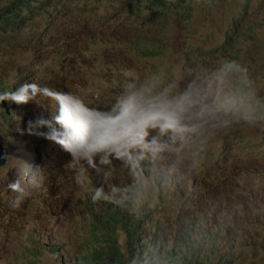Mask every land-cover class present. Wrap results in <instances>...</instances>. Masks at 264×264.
Wrapping results in <instances>:
<instances>
[{"label":"rangeland","instance_id":"rangeland-1","mask_svg":"<svg viewBox=\"0 0 264 264\" xmlns=\"http://www.w3.org/2000/svg\"><path fill=\"white\" fill-rule=\"evenodd\" d=\"M147 3L148 0H67L64 5L52 0L35 3L41 8L36 11L37 7L31 6L36 13L30 20H40L39 32L43 28L53 31L57 36L54 40L57 48L50 51L48 47L46 52L39 50L33 57L27 41L13 40L14 35L19 37L17 31H1L0 28V92L32 70L28 67L30 64L39 65L43 56L49 54L65 52L69 58L77 55L79 62L68 66L72 77L81 75L84 68L107 69L109 73L114 69L124 73L121 67H127L128 81L133 86L130 92L137 95V99L128 102L135 107V121H139V114L145 124L151 114L170 118L172 113L164 112L165 107L172 104V100H168L176 95L180 98L185 90L196 95L175 100L177 110L182 105L188 108L192 100L208 103L209 128L198 126V134L183 152L184 159L192 163L180 170L175 184L162 189L159 183L162 162L159 166L150 163L146 170L133 160L118 158L113 153V162L122 161L123 167L116 164L95 172L63 161L47 186V164L44 156L37 154L35 139L21 132L14 134V130L16 126L25 127L29 120L40 115H48L47 111L52 110L51 102L41 100L25 110L14 111L7 130L1 126L4 120L0 114V135L9 150L6 164L0 168V195H4L5 186L16 179L24 161L40 167L45 189V196L41 195L42 186L29 196L19 224L0 226V264H21L31 254H36L37 264H89L94 254L86 239L90 217L100 219L118 207L139 218L143 226L138 238L139 251L150 264H180L190 243L194 246L196 263L203 258L207 264L217 261L229 264L224 260V247L232 243L239 248L236 264H264V0H211L210 3L209 0L207 3L204 0H174L173 4L178 5L175 9H166L164 14L154 12L146 21L151 12L142 9V5ZM184 10L187 18H183ZM80 15L97 27L82 28L78 24ZM232 16L245 26L252 22L257 25L256 38L243 50L239 49L242 40L235 36L240 35L245 26L237 23L228 32ZM155 35H159L157 41L163 45L161 55L142 59L127 51L130 38L136 42L135 37L149 40ZM227 35L232 36V54L240 57L238 64L231 63L229 56L222 54V38ZM63 36L66 40L60 41ZM8 37L11 43L2 45ZM70 40L72 48L68 47ZM179 41L190 49L182 56H179ZM84 47H94L96 53L88 59L90 55L76 52ZM188 55L189 63L177 70L180 61ZM146 61L150 67L139 72ZM167 64L170 67L160 74L159 68ZM189 65L191 76L184 84L193 80L195 85L166 94L169 90L166 85L171 81L172 88ZM53 68L55 64L48 61L41 67L42 71ZM142 74L146 75L134 84ZM121 75L119 73L116 78ZM32 76L47 86L42 75L35 71L26 74V78ZM156 81L164 85L158 88L162 92L149 90L142 95L143 88ZM218 82L214 92L213 86ZM60 83L49 88L58 90L63 85ZM91 90L94 96L86 100L99 106L109 104V99L101 95L107 90L104 84ZM128 93L126 90L124 95ZM144 97L148 98L145 104ZM212 98L215 105L209 104ZM113 103L111 100L110 104ZM148 105L155 111L146 112L142 106ZM5 112L12 111L7 108ZM124 116L129 119L131 110L127 109ZM195 117L193 114L187 120ZM219 126L225 127L224 130L220 131ZM130 131L124 118L115 124L112 113L108 112L101 117L94 135L116 144L128 139ZM141 132L147 136L151 134L147 126H142ZM189 135L193 137L190 132ZM166 158L164 155L163 160ZM196 163L203 164L204 170H197ZM98 187L117 204L100 201L89 211L87 204ZM34 197L38 198L35 202ZM7 207L8 211L13 209L10 202ZM4 218L5 214L0 216V220ZM37 230L41 234L35 239L32 233ZM117 239L122 241L123 236L119 234ZM216 248L219 249L209 259L208 253ZM64 251L70 255L69 262L63 256ZM97 264L106 263L99 261Z\"/></svg>","mask_w":264,"mask_h":264},{"label":"clouds","instance_id":"clouds-1","mask_svg":"<svg viewBox=\"0 0 264 264\" xmlns=\"http://www.w3.org/2000/svg\"><path fill=\"white\" fill-rule=\"evenodd\" d=\"M38 1L42 2L44 0ZM66 1L60 0L63 5ZM45 98H49L53 102L55 109L49 112L41 107L48 112L46 118L40 115L34 120H29L25 127L16 126L14 134H20L21 132L35 139L38 146L37 154L39 157L43 155L44 162L47 164V185L57 174L55 167L48 158L50 154L55 152L64 154L68 158L65 161H71L73 165L83 166L88 171L98 172L110 167L113 163V157L109 151L113 152L118 158H124L128 161L133 160L138 165L130 150L155 151L160 147L155 138L151 142L138 138L124 139L116 144L100 141L94 135L96 116H99L100 112L94 106H86L78 96L44 86L39 80L37 83L29 81L12 85L0 92V114L4 120L1 125L2 128L7 130L8 126L11 125L10 117L14 115V111L25 110L27 103H34L36 100ZM135 99H137V95L130 92L120 97L116 103L117 106H127L130 100ZM142 107L149 113L155 111L151 105ZM7 108H10L12 112H5ZM151 127H158L161 132L171 130L178 133L182 131L172 119L162 116H159ZM0 138L2 147L8 152L9 156V150L3 136L0 135ZM8 156L7 154L4 156V162L0 165V168L5 166ZM139 163L144 165V167L138 165L139 167L147 170L152 161L149 157L144 156ZM43 180L44 176L40 171V167H33L32 164L24 161V166L18 170L16 179L6 185L4 195H0V216L5 214V218L0 220V226L20 223L22 214L27 209L29 196L38 191L41 186V195L45 196V189L42 185ZM37 200L38 198L34 197L33 201ZM100 201L117 204L116 201L109 199V195L104 193L102 187H98L93 191L91 201L87 204V206L91 204L92 208L87 209L93 211V204ZM9 202L10 207L13 209L8 211ZM118 209L125 210V208L118 207L112 212L102 215L100 219L94 216L90 217V229L86 239L89 242V248L94 250V254L93 260H89V264H97L99 261L106 264H150V261L139 251L138 238L143 230L139 218L126 211L112 216L116 214ZM16 226L19 227L20 225ZM40 234L41 232L37 230L32 233V236L37 239L36 235ZM119 234L123 236L122 241L117 239ZM218 249H212L207 255L208 258L211 259ZM224 250V260H227L229 264H236L239 257V248L229 243L224 247ZM36 257V254H31L21 264H37L35 262ZM106 259H110V261L106 262ZM180 264H207V262L202 258L196 263L194 246L190 243L187 252L182 255ZM215 264L225 263L217 261Z\"/></svg>","mask_w":264,"mask_h":264},{"label":"bare ground","instance_id":"bare-ground-1","mask_svg":"<svg viewBox=\"0 0 264 264\" xmlns=\"http://www.w3.org/2000/svg\"><path fill=\"white\" fill-rule=\"evenodd\" d=\"M162 1H165V0H162ZM204 2L207 3V0H204ZM142 9H145V7H143ZM147 10H149V9H145V11H147ZM154 12H157L158 14H164L165 10L162 8H156L153 12H151V14L148 16L146 21H148V19L154 15ZM22 14H24V12H22ZM31 16H32V13L29 12L25 19L22 18V20H19V21H23V23H24V27H22V28H19L16 26L18 21L14 22V23L11 22L10 24L3 27L5 14H2V17L0 20V28H1V31H6V29H7V31H10V32H16L17 31L19 33V37L17 38L16 35H14L13 40L27 41V43L29 44V47H30L29 49L33 53V57H35L39 53V50H43L44 52H46L48 49V44L44 42L42 35L39 33L40 20L39 21H36L34 19L30 20ZM184 16H185V18H187L185 10L183 13V18H184ZM81 17H82V15H80L78 17V19H81ZM237 23L245 26L239 19L232 16V20L229 22V26L227 27L228 32L231 31L233 26ZM36 24H37V26H36ZM56 26L58 28L59 24H57ZM81 27L82 28H89L90 27L92 29H95L97 27V25L90 23V22H87V19H85L83 24L81 25ZM50 28H52V25L50 26ZM33 29H36V31L32 32ZM34 34L36 36H34ZM158 37H159V35H155V36L151 37L149 40H147L146 47H147V49H150L149 55L152 52L157 51V50L152 49L151 47H152V45H156L155 42L158 40ZM230 37H232V36H230ZM204 38H207V37L205 36ZM178 45L181 48L179 56L184 55L186 52H188L190 50L188 48V46L182 41H179ZM87 49H89V52H87L85 54H81V55H83V56L91 55L92 54L91 48L89 47ZM65 57L66 58L64 59L59 54H56L53 56L50 54L47 55L44 62H42L40 67L37 68L36 74L42 75L44 77L46 84H47V87H50V85L55 84L58 81L63 83L62 86H64L65 88L67 87L69 89V93L78 96L86 105V97L83 96L82 94L87 89H84V88L91 86V84L96 85L97 79L101 78V77L106 78V76L109 72L107 69L100 70L97 68L96 69L84 68L83 73L81 75H79L78 77H72L71 71L69 70L68 66L70 64H73V63H78L79 59L78 58L75 59L74 57H72V58H69L67 56H65ZM47 61L49 63L55 64V68H53L51 70H47V71H42L41 67ZM58 61H60L61 63ZM139 61L140 60H138V62ZM189 61H190L189 55L187 57H184L180 61L179 68H177V70L181 69V67H183L186 63H189ZM168 65L169 64H167L163 68H159L160 74L166 68L170 67ZM95 67H97V66H95ZM149 67H150L149 62L146 61L143 64V69L139 72H145L146 70H148ZM189 69H190V65L185 70L184 75L181 78L178 77L177 81H174V86L172 88H170L171 81L166 85V87H168V89H169L167 92H165L166 94L171 95V94L176 93L180 89L189 88V87H192L195 85L193 80L190 81L189 83L184 84V82L191 76L188 72ZM174 73H173V77H174ZM144 75H146V74H142L138 78V80H134L133 83L134 84L138 83L143 78ZM158 76L160 77V75H158ZM68 77L72 78V80L71 81H69V80L64 81L63 78H68ZM160 79H161V77H160ZM37 82H38V80H37V78H35V83H37ZM207 82L208 81H206V83ZM4 83L6 85L8 84V82H4ZM218 84H219V82L214 84V86H213L214 92L216 91ZM120 85H121V83H119V86L116 87V91H115L116 99H115L114 103L111 104L114 108H116L117 100L120 97H122L126 91ZM69 86H73L74 88L72 89ZM163 86L158 81L153 82L152 86H149V84H148L143 88L144 93L142 95L147 93L149 90H151L154 93L162 92V91H159L158 88H162ZM102 93H103L102 94L103 96H106L108 92H107V90H103ZM142 95H140V96H142ZM195 95H196V93L191 92L189 90H185L182 93L180 98L178 95H176V96H174L168 100V101L172 100V104L169 106H166L165 107L166 110L164 112H171L172 113V116L170 117V119H172L176 123L177 127L182 129V131L178 132V133H174L171 130H166L164 132H161L158 127H151V125L158 118V117L154 116L153 114L150 115V118L147 121V124H145L144 120H142L141 114H139V116H138L139 121H135V113H136L135 111L136 110H135L134 105L127 104V106H123L120 110L123 117H124V113H125L124 110H126V109L131 110V116L129 118V121H127L124 117V119L126 120L127 124L130 127V130H131L128 139L138 138V139L145 140L146 142H151L152 139L155 138L156 143L158 145H160V147L155 151L132 149V150H130V152H131L134 160L136 161V163H139L140 160L144 156L149 157L152 160V163L154 166H159V164L162 162V164H161L162 167H161L160 172H159V183H160V186L162 189H165L167 186H171V185L175 184L176 179L179 176L180 170L182 168H184L185 166L189 165L190 163H192V162L184 159L183 152H184V149L189 144H191L194 137L198 134V126H205V127L209 128L208 120H206L207 118L210 117L209 110H208V103H206L204 101H200V100L199 101L198 100H192L193 102L189 103L188 108H184L182 105L177 110L175 107V100H184L187 98H192ZM110 96H113V93H110ZM142 99H143V104H145L148 101L147 97H144ZM214 100L215 99H213V98L209 99V102H210L209 104H214ZM91 102L92 101H88V105ZM233 109H234V107H233ZM234 113H235V111H234ZM193 114L196 117L192 118V120H190V119L187 120V117L191 118V116H193ZM135 122H136V126H135ZM186 122H188V123H186ZM142 126H147L150 129L151 134L149 136L142 134V132H141ZM218 128H220V131H222V130H224L225 127L219 126ZM189 132L193 135V137H191L189 135ZM164 155L167 158L163 160ZM223 188H225V187H223ZM51 246L54 247V245H51ZM66 255H67V252H66L64 258H66Z\"/></svg>","mask_w":264,"mask_h":264},{"label":"trees","instance_id":"trees-1","mask_svg":"<svg viewBox=\"0 0 264 264\" xmlns=\"http://www.w3.org/2000/svg\"><path fill=\"white\" fill-rule=\"evenodd\" d=\"M54 2H60V0H52ZM42 2H46V0L42 1ZM174 0H148L147 4L142 5V7H145V9H149L150 12H153L156 8H162L164 10L166 9H175L178 5L173 4ZM211 2V0H209V3ZM35 3H41L38 0H0V20L2 17V14H5V19H4V24L3 27L10 24L11 22H17L16 24L17 27L22 28L24 27V23L23 21H19L22 20V18H26L27 14L29 12L32 13V15H34L36 13V11H38V9H40V6L35 5ZM63 4V2H62ZM31 6H36L37 9L36 11H32ZM22 12H24V14H22ZM84 22V19H79L78 24L82 25ZM161 24V23H160ZM162 27H165L163 24H161ZM2 27V28H3ZM256 23L252 22L249 25H246L240 32V35L235 36V38L240 39L242 41H240V46L239 49L243 50L246 46H248L257 36L256 33ZM52 31V30H51ZM32 32H35L34 30H32ZM42 35V38L44 40L45 43H51L48 47L50 48V51L55 50L57 48V41L55 40V35L52 32H49L48 30L44 31V28L39 32ZM34 36H36L34 34ZM94 37H97V35H93ZM137 41L134 42V38H130V41L128 42V46H127V51L131 52V54L142 58V59H148V58H153V57H157L159 55L162 54L163 52V45H160V43L158 41L155 42L156 45H152V49L157 50L152 52L150 55V49H147L146 45H147V39L146 37H136ZM66 40L63 36V38L60 40ZM12 41V39L10 37H8L6 40H4V43L2 45L5 44H10ZM16 42H24L23 41H19L16 40ZM59 42V41H58ZM72 41L70 40V42H68V47H73L72 46ZM87 42V41H86ZM85 42V45L87 44ZM222 42H223V49H222V54L228 55L229 56V61L231 63L234 64H238L240 62V57L237 54H232L231 51V47H232V38L230 36H224L222 38ZM102 45H106L104 43H102ZM76 47V46H75ZM67 49V48H65ZM109 49V48H108ZM62 51H65L64 49ZM77 53L79 54H85L87 52H89V49H87L86 47H84V49L82 51H80L79 49L76 50ZM92 54L89 56L88 59H90L96 52H95V48L93 47L91 49ZM61 56L65 59L66 57V53L65 52H61L60 53ZM72 57H74L75 59H77V55H73ZM46 58V56H43V61ZM87 59V60H88ZM20 63V61H18ZM42 62L39 65H35L34 63L30 64L28 67H30L32 70H29L28 72H26L25 74H23L21 77L16 78V82L14 85L17 84H21L24 82H34L35 83V76H32L31 78H26V74H31L34 71L36 72L37 68L40 67V65L42 64ZM60 62V61H58ZM19 63H17V66L19 65ZM61 63V62H60ZM121 67V66H119ZM17 68V67H16ZM125 70V72H121V71H115L114 69L107 74L106 78H98L96 81V85L91 84V86L84 88L87 89L83 92V96L85 97H93L94 96V92L91 90L96 86H99L101 84H104L105 87L108 90L107 95L105 96L107 99H109V103L111 100L115 101L116 96H110V93L115 92L116 91V87L119 86V83H121V87H123V89L127 90L128 92H130L131 88L133 87L130 82L128 81V75H127V67H121ZM130 71V70H128ZM119 73H122V75L118 78H116ZM64 81L65 80H69L71 81L72 78L68 77V78H63ZM9 79H7L8 81ZM249 81V80H247ZM61 84V83H60ZM57 91H62V92H68L69 93V89L62 85L59 86ZM103 94V93H102ZM101 94V95H102ZM86 106H88V100H86ZM123 106H117L116 103V109L117 110H121ZM126 110H124V112H126ZM125 117V116H124ZM125 119L127 121H129V119H127V117H125ZM111 144V143H109ZM49 161L52 163V165L55 167V170L58 171L60 164L67 160L68 158L60 153V152H55L53 153V156H49ZM139 166L144 167V165H142L141 163H137ZM131 178V177H130ZM50 186V183L47 185ZM87 208H92V205H88ZM125 210H117L116 214H113L112 216H115L121 212H123ZM55 247V246H54ZM66 251L63 252V256H65ZM66 262H68L70 260V255L67 253L66 255Z\"/></svg>","mask_w":264,"mask_h":264},{"label":"water","instance_id":"water-1","mask_svg":"<svg viewBox=\"0 0 264 264\" xmlns=\"http://www.w3.org/2000/svg\"><path fill=\"white\" fill-rule=\"evenodd\" d=\"M6 155V150L2 147V141L0 138V165L4 162L3 158Z\"/></svg>","mask_w":264,"mask_h":264}]
</instances>
